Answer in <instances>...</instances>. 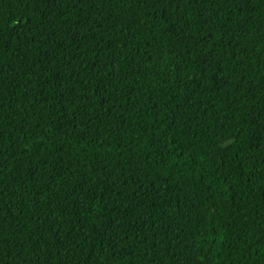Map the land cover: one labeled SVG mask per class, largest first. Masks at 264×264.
Masks as SVG:
<instances>
[{
    "label": "trees",
    "instance_id": "obj_1",
    "mask_svg": "<svg viewBox=\"0 0 264 264\" xmlns=\"http://www.w3.org/2000/svg\"><path fill=\"white\" fill-rule=\"evenodd\" d=\"M0 264H264V0H0Z\"/></svg>",
    "mask_w": 264,
    "mask_h": 264
}]
</instances>
